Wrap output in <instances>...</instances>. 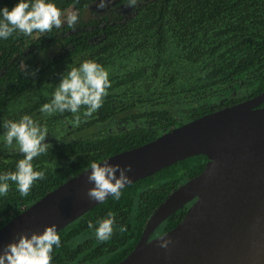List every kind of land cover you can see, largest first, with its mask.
I'll return each mask as SVG.
<instances>
[{"label": "trees", "instance_id": "1", "mask_svg": "<svg viewBox=\"0 0 264 264\" xmlns=\"http://www.w3.org/2000/svg\"><path fill=\"white\" fill-rule=\"evenodd\" d=\"M108 0H105V2ZM115 8L128 0H112ZM18 0H0L11 9ZM78 19L100 0H49ZM130 12L79 20L75 30L0 39V174L15 171L23 156L3 153L5 120L29 115L48 129L46 139H66L32 161L45 179L21 197L9 182L0 196V227L66 179L119 152L145 144L168 131L264 91V0H138ZM124 8V10H125ZM90 13H93L90 11ZM85 60L102 65L111 87L102 107L74 126V114L45 115L61 75ZM36 70L34 77L25 72ZM260 106H264L262 103ZM206 162L198 155L178 161L109 196L58 231L52 264H116L136 243L147 218L166 195L197 175ZM189 204L154 230L156 237L175 226ZM112 213L113 235L99 242L97 221ZM92 222L93 229L88 228ZM125 225L127 230L120 231Z\"/></svg>", "mask_w": 264, "mask_h": 264}, {"label": "water", "instance_id": "2", "mask_svg": "<svg viewBox=\"0 0 264 264\" xmlns=\"http://www.w3.org/2000/svg\"><path fill=\"white\" fill-rule=\"evenodd\" d=\"M262 103L264 91L105 158L122 167L131 164L133 170L127 173L131 183L183 159L206 158L197 175L157 205L132 249L116 264H264ZM86 170L21 208L2 225L0 249L20 233H39L52 224L59 231L99 204L84 195L92 187ZM187 204L175 226L149 239L161 222ZM160 237L171 239L167 251L159 247Z\"/></svg>", "mask_w": 264, "mask_h": 264}, {"label": "clouds", "instance_id": "3", "mask_svg": "<svg viewBox=\"0 0 264 264\" xmlns=\"http://www.w3.org/2000/svg\"><path fill=\"white\" fill-rule=\"evenodd\" d=\"M112 0H100L98 9H106ZM137 0H128L126 7H134ZM78 12L70 11L62 19V12L49 0H18L9 9L0 8V39L7 40L14 33L31 36L33 33H48L53 28L60 29L65 23L75 30ZM36 70L25 72V76L34 77ZM111 87L108 71L99 63L85 60L77 67L67 69L60 78L49 102L40 107L45 115L72 113L74 126L81 123V109L85 118L91 117L103 105L104 97ZM4 145L17 150L23 158L16 163L15 171L0 174V196L7 195L13 182L21 197L29 195L34 182L45 179L43 171H36L32 161L49 151L51 145L45 143L48 129L41 127L31 116L24 115L18 121L5 120ZM90 170V171H89ZM132 165L110 164L108 159L101 163L95 161L88 165L86 180L92 185L84 195L90 200L103 203L109 196L116 200L121 197V190L131 183L127 173L132 172ZM118 173V175H117ZM115 219L112 213L107 218L97 221L95 236L99 242L108 241L113 235ZM88 228L93 229L92 222ZM125 225L120 226L124 232ZM159 247L169 249L171 239L159 238ZM60 236L55 224L45 226L42 232L20 233L18 238L0 249V264H52L53 246L59 248Z\"/></svg>", "mask_w": 264, "mask_h": 264}, {"label": "rangeland", "instance_id": "4", "mask_svg": "<svg viewBox=\"0 0 264 264\" xmlns=\"http://www.w3.org/2000/svg\"><path fill=\"white\" fill-rule=\"evenodd\" d=\"M108 1H106L105 3H107ZM138 0H137V4H138ZM124 6H119L117 8H115L114 6V1H112V3L106 8V9H98L97 8V4L94 5L92 8L88 9L81 17L80 19L77 20V23L79 22V20H87L88 18H93L95 16H99L101 13L103 12H112L113 14H117V13H123V12H130L129 7L125 8L124 10ZM90 11H92L93 13H90ZM76 23V24H77ZM58 137L54 138V139H46L45 143H49L50 145H56L60 142L66 141V139H61V140H57ZM3 153L6 152H12V151H17L15 149H8L5 146L2 148L1 150Z\"/></svg>", "mask_w": 264, "mask_h": 264}, {"label": "flooded vegetation", "instance_id": "5", "mask_svg": "<svg viewBox=\"0 0 264 264\" xmlns=\"http://www.w3.org/2000/svg\"><path fill=\"white\" fill-rule=\"evenodd\" d=\"M152 234H153V233H152ZM152 234L150 235L149 239L153 238V237H151V236H152Z\"/></svg>", "mask_w": 264, "mask_h": 264}]
</instances>
